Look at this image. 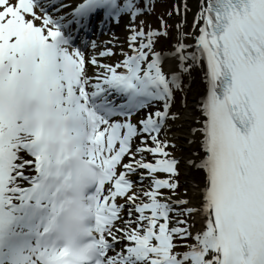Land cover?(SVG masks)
Masks as SVG:
<instances>
[{
    "label": "snow or ice",
    "instance_id": "6c2138e0",
    "mask_svg": "<svg viewBox=\"0 0 264 264\" xmlns=\"http://www.w3.org/2000/svg\"><path fill=\"white\" fill-rule=\"evenodd\" d=\"M0 264H264V0H0Z\"/></svg>",
    "mask_w": 264,
    "mask_h": 264
},
{
    "label": "rangeland",
    "instance_id": "374dc122",
    "mask_svg": "<svg viewBox=\"0 0 264 264\" xmlns=\"http://www.w3.org/2000/svg\"><path fill=\"white\" fill-rule=\"evenodd\" d=\"M165 12V8H163V7H157V9H156V14L153 16V17H151V26L152 27H156L157 26V23H158V21H157V19H156V17L157 16H159V15H161L162 13H164ZM170 23H171V21H169ZM116 32L117 31H115V34H116ZM121 35L123 36H125V29L123 28V30L121 31ZM110 39H112V36L110 37V36H106L105 38H103L102 40H110ZM124 39V38H123ZM190 99H191V96H190V94L188 95V100L190 101Z\"/></svg>",
    "mask_w": 264,
    "mask_h": 264
},
{
    "label": "bare ground",
    "instance_id": "6f19581e",
    "mask_svg": "<svg viewBox=\"0 0 264 264\" xmlns=\"http://www.w3.org/2000/svg\"><path fill=\"white\" fill-rule=\"evenodd\" d=\"M114 30L117 31V32H116V36L119 37L120 40H123L124 35H123V36L121 35V31L123 30V27H120V28H114L113 31H114ZM102 35H103V34H101L100 37H101ZM112 38H113V37H112ZM189 94H190V96H191V99H190L189 102H191V100H192V96H193V93H192V92H189Z\"/></svg>",
    "mask_w": 264,
    "mask_h": 264
}]
</instances>
